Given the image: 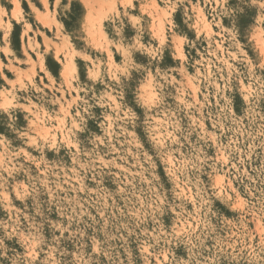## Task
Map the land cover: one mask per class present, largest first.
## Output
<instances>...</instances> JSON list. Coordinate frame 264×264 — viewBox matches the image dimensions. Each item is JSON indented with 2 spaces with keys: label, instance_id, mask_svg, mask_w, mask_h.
<instances>
[{
  "label": "rangeland",
  "instance_id": "1",
  "mask_svg": "<svg viewBox=\"0 0 264 264\" xmlns=\"http://www.w3.org/2000/svg\"><path fill=\"white\" fill-rule=\"evenodd\" d=\"M18 2L20 14L14 16V1L0 0L1 48L7 40L19 62L10 64L0 51V63L8 65L0 89L22 78L13 69H25L26 60L35 62L42 54L36 82L48 85L51 75L59 84L68 55L60 52V20L44 15L41 0ZM241 6L238 0H191L174 13L179 29L169 30L153 12L164 7L161 0H137L130 15L143 16L139 50L131 56L116 48L89 50L92 60L107 62L109 70L134 61L132 80L116 87L128 102L147 72L161 73L165 102L151 111L129 104L139 120L126 131L118 109L94 107L97 119L89 127L104 143L87 179L74 174L71 152L48 153L41 164L35 151L24 148L27 155L9 165L14 175L4 173L12 191L0 192V235L12 234L5 240L10 258H25L21 264H173L177 259L183 264H264V24L258 23L264 20V0L246 6L244 15L238 12ZM53 10L50 0L48 11ZM236 27L241 29L239 48L229 35ZM87 29L103 43L94 21ZM161 29L167 43L156 52L160 45L153 35ZM170 31L186 34L196 46L177 44ZM135 35L126 22L125 39ZM33 40L39 52L30 47ZM72 44L77 50L86 46L79 36ZM74 63L81 82L88 83V65L79 58ZM102 90L97 84L89 95ZM56 95L72 101L77 93ZM225 96L231 100L227 109ZM19 123L24 124L23 117ZM0 132L14 141L13 147H21L6 128ZM81 140L83 150L93 149ZM157 199L167 202L162 214L152 211ZM173 232L183 237L180 245L171 239ZM29 236L31 243L25 242Z\"/></svg>",
  "mask_w": 264,
  "mask_h": 264
},
{
  "label": "clouds",
  "instance_id": "2",
  "mask_svg": "<svg viewBox=\"0 0 264 264\" xmlns=\"http://www.w3.org/2000/svg\"><path fill=\"white\" fill-rule=\"evenodd\" d=\"M41 2L45 7L44 15L50 19L58 18L60 20V23L56 25L61 33L60 52L61 55L67 52L68 55L65 57L59 84L51 75H48L46 68L43 71L45 75H48L49 84L43 85L42 81L39 84L36 82V69L41 65L42 54L40 59L35 62L26 60L25 69H13L14 75L19 72L22 74V78L17 76L12 87L0 89V127L6 128L13 134L15 141L21 144V147H13L14 141L10 140L5 133L0 132V192L12 191L13 186L8 183L4 173L7 172L9 176L14 175L9 165L27 155L24 148L35 151L41 164H43L48 153L58 156L62 149L71 152L72 156L75 157L72 167L78 169L74 174H82L87 179L88 173L97 167V161L99 160L98 146L104 143L89 127V122L97 119L93 111L94 107L105 110L112 108L113 111L118 109L117 118L125 126L122 131H126L127 127H134L139 120V116L129 104L145 111H151L160 108L165 102L158 79L161 73L147 72L131 89L132 98L128 102L124 99L122 91L116 92V87H119L124 81L132 80L131 73L136 69L134 61L128 65L122 64L119 71L115 67L109 70L107 62L93 61L89 55L90 49L106 51L108 48H116L121 52L127 51L129 56L139 50L136 41L143 37V28L141 27L143 16L131 17L130 15L137 0H51L55 9L53 11H48L50 0H41ZM161 2L164 7L155 8L153 12L158 13L163 18V22L169 30H178L179 25L173 19L174 13L184 5L189 4L191 0H161ZM238 3L243 5L238 8L240 15H244L246 6H259V0H238ZM260 11L264 14V7H260ZM185 16L187 17L186 12ZM90 20L94 21L103 43L94 41L91 33H89L87 24ZM126 22L131 25L136 33L132 40L125 39ZM66 23H70L72 27L67 28ZM185 23H189V20L185 19ZM258 23L264 24V20ZM157 27L160 28L159 20ZM196 27V41H199L200 30L198 26ZM248 27H251V25ZM109 33L111 34L109 35ZM25 35H27V29H25ZM169 35L175 38L177 44L188 45L189 47L196 46V41H190L186 34H181L179 31H170ZM229 35L233 43L239 48L237 42L238 39L242 38L241 29L236 27ZM65 36L67 39H65ZM77 36L86 42V46L79 50L72 44V39ZM255 38L254 36L253 39ZM153 39L159 41L160 48L155 51L160 52L167 43L163 29L154 34ZM4 44L5 46L0 48V51L9 56L10 64H18L15 53L8 46V41L5 40ZM30 47L39 52L34 40ZM53 50H55V46H53ZM24 55L27 58V48L24 50ZM77 58L88 65L86 73L88 83L86 84L81 82L78 69L74 63ZM158 58L162 59L163 57L161 55ZM261 59H264V57H261ZM5 67H8V65L0 63V77L3 76ZM97 84L102 85L103 90L98 95L90 96L89 93L94 91ZM109 84L114 85V87H109ZM45 87L51 89V94L45 92ZM57 92H76L77 96L74 100L67 101L63 95L57 97ZM81 92L84 93L83 96L79 95ZM114 93L115 98L113 97ZM254 95L255 93L252 96H246L245 99L251 101ZM22 100L23 103H21ZM117 100L120 101L119 104L116 103ZM230 105V98L225 96V108H229ZM53 107L56 110L49 111ZM120 113H123V115H120ZM21 117L24 120L22 126L19 123ZM61 132L65 137L64 139L60 138L59 133ZM82 136L89 144L94 146L91 151L82 149ZM73 149L75 151H72ZM28 159L30 163H36L31 156H28ZM99 167H103V161H100ZM29 187L31 188V185ZM5 202H9L7 198H5ZM152 211L162 214L167 211V202L157 199L154 202ZM209 215H211V212H209ZM11 235V233L0 235V264H21L22 260L25 259L19 256L10 258L7 255L9 249L5 244V240L10 239ZM170 237L177 245L182 243L183 237H177L175 232L171 233ZM160 238L167 240L169 236L160 234ZM25 242L31 243V236L26 237ZM34 246L39 247V243ZM173 264H183V262L177 259Z\"/></svg>",
  "mask_w": 264,
  "mask_h": 264
},
{
  "label": "bare ground",
  "instance_id": "3",
  "mask_svg": "<svg viewBox=\"0 0 264 264\" xmlns=\"http://www.w3.org/2000/svg\"><path fill=\"white\" fill-rule=\"evenodd\" d=\"M13 1H14L13 14H14V16H18L20 14L21 7H20V4H19L18 0H13ZM1 10H2V12H4V9L3 8Z\"/></svg>",
  "mask_w": 264,
  "mask_h": 264
},
{
  "label": "crops",
  "instance_id": "4",
  "mask_svg": "<svg viewBox=\"0 0 264 264\" xmlns=\"http://www.w3.org/2000/svg\"><path fill=\"white\" fill-rule=\"evenodd\" d=\"M0 48H1V41H0Z\"/></svg>",
  "mask_w": 264,
  "mask_h": 264
}]
</instances>
